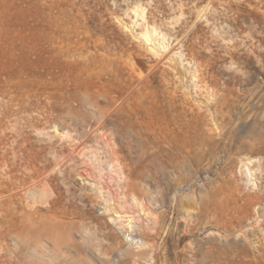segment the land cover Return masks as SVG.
I'll return each instance as SVG.
<instances>
[{"label": "rangeland", "instance_id": "obj_1", "mask_svg": "<svg viewBox=\"0 0 264 264\" xmlns=\"http://www.w3.org/2000/svg\"><path fill=\"white\" fill-rule=\"evenodd\" d=\"M138 6L182 61L145 51ZM3 215L0 264H264V0H0Z\"/></svg>", "mask_w": 264, "mask_h": 264}, {"label": "bare ground", "instance_id": "obj_2", "mask_svg": "<svg viewBox=\"0 0 264 264\" xmlns=\"http://www.w3.org/2000/svg\"><path fill=\"white\" fill-rule=\"evenodd\" d=\"M132 12H133V15L135 17V21L133 20L134 22H133L132 28L134 29V27L142 26L141 30L137 34V38L142 43L143 47L145 48V51H147L153 57L157 58L158 61H160V62L165 60L166 63L171 64L173 61V56H175L176 58H178L179 60L182 61V54L180 52H173V50L169 48V45H168V42L166 39V35L161 33L160 31H158L157 28H155L154 26L149 27L148 24L146 25V21H147L146 20V13H145L143 8H140L139 6L135 7V9H133ZM124 28L129 32L131 31L125 26H124ZM182 71H185V73H186L187 70L183 67ZM88 100L91 102V104L94 107H98V103L95 100V98H89ZM55 132L59 136H61L62 138H68L69 137L67 132L58 133L56 130H55ZM106 141L107 140H105V142ZM102 146H104V145H102ZM107 146L104 147V151H103V149H101L102 151L100 150V148H101L100 146H98L100 148H96V149L91 148L89 156H87V160H88L89 164L92 166V168H95V170L98 172L99 176L103 174V175H106L107 178L109 177L110 179H114V180H116V182H119L122 180L123 174H122V171H121V168H120L118 161L115 159V155H114V152L112 150V147L108 148ZM239 162H240V170L244 171L245 177H247L248 180L250 181L252 178V174H253L250 167L255 162L254 159L243 157L239 160ZM85 174H87V172ZM89 177H91V176H89ZM86 178L89 179L88 177H86ZM42 185H44V184H42ZM97 190L99 191V193L103 197L104 202L106 203V207H107L106 211L109 212V214L111 213L113 215L112 220L114 222H117V223L123 225V227L124 228L126 227L127 229L138 228L141 234H144L145 232H147V230H145L143 226L135 225V224H137L135 222L136 219H135V217L132 216V214L131 215L128 214L129 213L128 211H125V208L127 207L126 205L121 206L119 203L115 204V202H114V204H115L114 205L113 202L111 201L112 196L110 195L111 196V198H110V196L108 195L109 199H111L110 200L111 203H110V201L107 198H105L106 195L108 194V192H106L102 186H99L97 188ZM105 193H107V194H105ZM176 193H175V195H176ZM25 194L27 195V197H31L32 199L35 198L30 189H26ZM49 197H50L49 188H47L46 186L42 187L39 190V194H38L39 203H45ZM131 204L136 208V210H138V214H137L138 216H140V215L145 216L150 221L152 219L153 222L157 219L154 212L149 211L142 203H140L134 197H131ZM5 217H6V215L5 216L3 215V217L0 219V236L1 237L3 236L1 233V230L3 228L2 224H1V220L4 219ZM132 224H134V225H132ZM149 230H150V228H149ZM150 231H152V230H150ZM142 238H141V243L138 245L137 248L142 249V250L146 249V248H150V245H149L150 243L148 244V242H145V240H143Z\"/></svg>", "mask_w": 264, "mask_h": 264}, {"label": "built area", "instance_id": "obj_3", "mask_svg": "<svg viewBox=\"0 0 264 264\" xmlns=\"http://www.w3.org/2000/svg\"><path fill=\"white\" fill-rule=\"evenodd\" d=\"M126 241L133 245V246H137L141 243V237L139 235L134 234L133 232L129 233L127 235Z\"/></svg>", "mask_w": 264, "mask_h": 264}]
</instances>
